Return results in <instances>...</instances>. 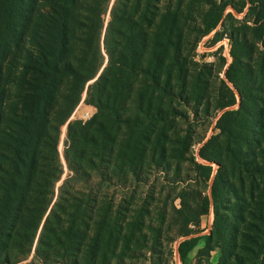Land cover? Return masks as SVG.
<instances>
[{
    "label": "trees",
    "instance_id": "trees-1",
    "mask_svg": "<svg viewBox=\"0 0 264 264\" xmlns=\"http://www.w3.org/2000/svg\"><path fill=\"white\" fill-rule=\"evenodd\" d=\"M230 1L210 0L208 8L195 11V0H0V101L7 88L17 101L10 115L0 104V264H18L32 253L41 264H112L133 242L141 245L147 223L142 209H131L141 178L149 164L188 159L192 140L180 134L178 104H203L210 74L206 64L195 71L190 20L200 18L199 37L205 36L229 4L237 6ZM247 5V19L229 36L233 60L225 76L233 87L220 80L228 93L218 106L225 109L220 131L200 147L204 162L193 160L205 182L214 171L211 163L219 165L211 196L191 214L188 191H182L181 207H175L186 226L178 231L186 236L178 246L183 264L200 240L188 237V228L200 227L211 207V238L227 252L224 175L240 163L250 137L258 99L248 60L259 44L264 48V0H243L236 9ZM235 89L238 108H232ZM82 100L95 112L86 120L70 119ZM261 211L264 223V206Z\"/></svg>",
    "mask_w": 264,
    "mask_h": 264
},
{
    "label": "rangeland",
    "instance_id": "rangeland-1",
    "mask_svg": "<svg viewBox=\"0 0 264 264\" xmlns=\"http://www.w3.org/2000/svg\"><path fill=\"white\" fill-rule=\"evenodd\" d=\"M206 1H208L207 4L202 3L201 0H195L192 4L193 9L199 11L203 7L208 8L210 0ZM230 2H234L237 6L229 4L223 20L205 36L199 37L200 18L190 20L189 25L193 27V30L190 32L192 44L189 51L194 61L199 63L195 66V71H198L202 64H206L210 65L208 69L210 74L206 77L203 104L199 105L195 101L189 103L188 106H184L183 103L178 104L182 115L178 119L180 134L183 136L189 133L192 140V146L186 156L188 159H182L180 156L167 157L169 162L164 160V164L155 166L149 164V168L145 169L144 176L141 178L144 183L140 184L136 202L131 208L142 209L141 217L145 218L147 223L140 236L141 245L133 242L130 250H127L125 255L117 258L112 264H183L178 246L186 236L178 231L186 226L179 224L184 215L176 212L175 207H181L179 195L182 191H188L184 198L187 208L192 209L191 214H196V210L202 207V198L211 196L212 181L219 165L211 163L214 171L211 179L205 182L196 175L193 160L204 162L198 154L200 147L212 135L220 131L217 128V122L225 109L218 108V106L220 102L227 99L225 96L223 98V95H228L222 88L220 80L225 79L233 87L225 76V70L233 60V42L229 36L237 25L247 19L248 5L242 12H238L236 7H239L243 0H231ZM165 3V0H162L161 5ZM229 12L232 16H226ZM247 37L251 41L255 40L250 34ZM257 50L248 60L252 70L256 72L253 93L258 99L255 108L257 114L252 122L249 140L241 151L240 163L236 164L233 172L224 175L228 180V191L222 207L230 227L227 252L223 253L219 247H215L214 240L211 238L215 221L214 210L211 207L208 214L200 217V227L191 224L188 228L191 232L188 237L200 236V240L197 246L189 252L185 260L186 264H264V249L260 246L264 245V223L258 219L262 212L261 207L264 206V173L260 172L264 169V48L259 44ZM3 67L4 74L9 72L8 64L5 63ZM8 90L7 88V94L0 104L5 114L10 115L9 107L16 100L8 96V93L15 91L11 89L8 92ZM235 92L237 103L232 108H238L241 101L239 91L235 89ZM85 96L86 92L84 98ZM94 112L95 108L82 100L75 109L72 119L86 120ZM1 123L3 125V122ZM66 130L67 124L61 128L59 145L62 144L61 152L64 147ZM168 155L171 156V153L169 152ZM62 159L64 161V157ZM227 168L231 170L230 165ZM66 172L67 167L65 166L63 178L66 177ZM133 183L134 180L130 182L129 191H132ZM59 184L60 182L57 185ZM56 191L58 192V188ZM187 212L185 209V213ZM136 214L139 213L136 212L135 216ZM131 216L134 218V213H131ZM32 254L18 264H41L38 259H33Z\"/></svg>",
    "mask_w": 264,
    "mask_h": 264
},
{
    "label": "bare ground",
    "instance_id": "bare-ground-1",
    "mask_svg": "<svg viewBox=\"0 0 264 264\" xmlns=\"http://www.w3.org/2000/svg\"><path fill=\"white\" fill-rule=\"evenodd\" d=\"M60 149L62 150V144H61V146H60Z\"/></svg>",
    "mask_w": 264,
    "mask_h": 264
},
{
    "label": "crops",
    "instance_id": "crops-1",
    "mask_svg": "<svg viewBox=\"0 0 264 264\" xmlns=\"http://www.w3.org/2000/svg\"><path fill=\"white\" fill-rule=\"evenodd\" d=\"M70 119H72V116H71V118ZM66 125V124H65ZM63 157V156H62Z\"/></svg>",
    "mask_w": 264,
    "mask_h": 264
}]
</instances>
